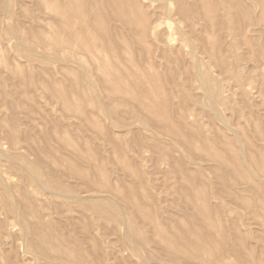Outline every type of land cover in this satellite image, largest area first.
I'll return each instance as SVG.
<instances>
[{"label":"rangeland","instance_id":"rangeland-1","mask_svg":"<svg viewBox=\"0 0 264 264\" xmlns=\"http://www.w3.org/2000/svg\"><path fill=\"white\" fill-rule=\"evenodd\" d=\"M256 2L213 0L211 33L206 19L183 33L164 15L155 48L103 12L122 46L94 53L117 56L120 72L155 75L120 97L79 39L70 51L53 43L86 29L77 14L85 0H0V264H264V3ZM176 6L142 0L141 9L150 19ZM89 36L100 38L95 29ZM143 102L167 115L155 118Z\"/></svg>","mask_w":264,"mask_h":264},{"label":"bare ground","instance_id":"bare-ground-1","mask_svg":"<svg viewBox=\"0 0 264 264\" xmlns=\"http://www.w3.org/2000/svg\"><path fill=\"white\" fill-rule=\"evenodd\" d=\"M47 1L49 2V0H47ZM60 1L61 0H54V2L56 4L59 3ZM197 1H199L201 5L209 6V9L206 10V13H202V10H200L198 6H195L194 4L190 3V1H188V0H177V6H176L175 10L172 11L173 13H170V12L154 13L153 12V18L149 19L148 16L145 15V13L141 9L142 0H85V5L84 6H80L78 8L77 14H79L80 16H83L85 18V20H86V29H83V31L81 30L80 32H77V31L74 32L73 35H72V38H70V37L63 38L59 34H54L53 43L58 48L62 47L63 49H69V51H70L71 47H74L76 45L75 42H72V39L73 38L79 39L80 47H81V49L85 50V53L87 55V62L89 64H94L98 68V70L100 71L101 77L103 78V82H105L106 84H109L108 93L110 92V94H113L114 96H117V95L120 96V95H124V94L128 95V93H130L132 90L138 89V84H140L143 87H145L146 86L145 82H149V81L154 80L155 75H150V74L149 75H142V74H140L138 72H130V71H128V73H126L125 71H122V70L120 72L119 71L120 69L118 68V65L115 62V58L118 59L117 56L114 55V57L108 59V58H104V56H99L98 54L94 53L95 52V48L97 46H99V45L102 46V44L104 46H107V47L112 46V48L114 49V52H115V50L117 48H120L122 46L121 43H119L117 40H114L111 37V35H110V27H109V25H106L104 23L103 12L106 11V12L109 13L108 17H109L110 21L113 22V25H114L113 27L115 29H118L116 27L117 26V22H118V23H121L124 28L129 29L131 31H134L135 34H136V37H137V41H138V43L140 44L141 47L155 48L154 47L155 46L154 43L159 44V43L163 42V40H161V38H163L164 34L163 35H155L152 30H155L156 27H158V25H160V26L162 25L161 17L162 16L164 17V15H166L167 18H171L172 16L176 17L177 18L176 25H178V29L181 32H183V33H186L185 32L186 31L185 30L186 27H188V26L195 27L196 24H200L199 23L200 20L206 19L207 28H208L207 33H211V31L213 30V26L215 24V19H216L215 18V10H214V7H213V0H197ZM253 2H254V0H253ZM257 2H259V1L257 0ZM261 2L264 3V0L260 1L259 3H261ZM45 3H46V1H45ZM50 5H52V4H50ZM97 5L101 6L102 9L96 10V6ZM54 8H56V9H58L60 11V7L59 6H54ZM197 15L200 16V17L198 18ZM97 21L99 22L98 24H97ZM181 23H183L185 25V27H182L183 25H181ZM65 24H66V27H69L71 25V23L69 24V21H67ZM65 24H64V26H65ZM96 27H97V29H96ZM94 29L100 35V38H99L98 41H95V38L93 39L92 37L89 36L90 34L93 33ZM196 30H198V29L196 28ZM86 33H88V35ZM211 37H210V39L207 40V42L205 41L206 44L208 43V45H207L208 48L212 47V45H213V43L211 41L213 39H211ZM164 42H168V39L165 38ZM165 44H167V43H165ZM220 61H221V59H220ZM126 62H132V59H129ZM223 63H224V60L222 61V64ZM118 64H121V67H122L124 62H122L120 59H118ZM128 64H130V63H128ZM82 66H83V74H82L83 76H82V78L85 81L87 80L89 82L90 75H89V72L87 71L89 69H87L86 64H82ZM225 66H227V62L225 63ZM122 69H124V68L122 67ZM112 83H117V84H119V86L113 85ZM127 85H128L129 88H134V89H129L127 87ZM134 93H132V95ZM144 95L146 96L145 93H144ZM133 98L135 100H137V99L146 100L145 97H139L138 98V95L133 96ZM142 105H143V107L145 109L149 110L151 115H153L155 118H157V117L160 118V116H162V114L167 115L166 109L164 107H162V110H161V108H158V107H160V105L155 104V106H154V104H153V106H154V107H152L153 109L152 108L150 109V107L148 106L147 102H143ZM173 132H175L174 129H173ZM178 134H179V132H178ZM213 153H215V152L211 151L210 154H212V155H211L210 158H212ZM216 157H218V156H216ZM33 174H35V173L33 172L31 175H33ZM198 189H200V188H198ZM199 194H198V196H200ZM191 198H193V196ZM202 198H204V197H202ZM204 199H206V198H204ZM201 202H202V200H201ZM205 203L207 204V202H205ZM166 233H168V231ZM157 234H159V233H157ZM162 235H164V234H162ZM166 236H167V234H166ZM174 236H176V235H174ZM200 237H202V236H200ZM178 238L181 239L180 237H178ZM160 239H161V237H160ZM163 239H164V237H163ZM48 240H50V239H48ZM172 240H173V238H172ZM197 240H199V239H197ZM186 241L187 240L185 239V242ZM173 244L174 243H171V245L169 247H172ZM197 244H195V245H197ZM174 245H176V244H174ZM178 245H179L178 246L179 248L180 247L185 248V246H180V244H178ZM181 245H183V244H181ZM176 247L172 249L174 252L177 251V250H174V249H177ZM195 248H197V246ZM187 249H189V248H187ZM180 250H181V248H180ZM200 250H201V248H200ZM170 251L171 250H169V252ZM201 251L203 252V250H201ZM201 251H199V252H201ZM67 256H68V254H67ZM194 258H196V257H194ZM71 260H72V258H71Z\"/></svg>","mask_w":264,"mask_h":264}]
</instances>
